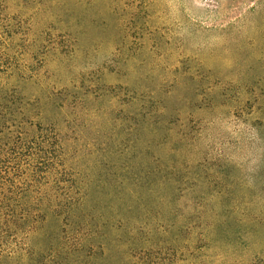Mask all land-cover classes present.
Wrapping results in <instances>:
<instances>
[{"label": "rangeland", "instance_id": "obj_1", "mask_svg": "<svg viewBox=\"0 0 264 264\" xmlns=\"http://www.w3.org/2000/svg\"><path fill=\"white\" fill-rule=\"evenodd\" d=\"M12 27L0 89L64 138L95 233L78 259L49 216L33 264H264V0H0Z\"/></svg>", "mask_w": 264, "mask_h": 264}, {"label": "trees", "instance_id": "obj_2", "mask_svg": "<svg viewBox=\"0 0 264 264\" xmlns=\"http://www.w3.org/2000/svg\"><path fill=\"white\" fill-rule=\"evenodd\" d=\"M7 32V38L0 44L6 62L15 59L9 56L15 37L27 36L30 31L16 33L12 27ZM17 74L11 65L0 66V77L10 79ZM20 77L26 79L25 75ZM11 91L0 89V264L14 260L33 264L38 257L44 258L46 251L39 255L30 249L49 216L76 225L74 237L60 248L68 247L79 259L88 239L91 241L95 234L87 236L89 229L85 232L82 229L88 228L82 216L88 188L69 167L66 143L56 126L37 122L22 103L6 102ZM92 244L95 257L98 245Z\"/></svg>", "mask_w": 264, "mask_h": 264}]
</instances>
